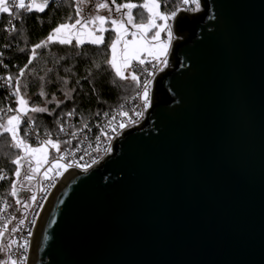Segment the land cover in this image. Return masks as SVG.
<instances>
[{
  "label": "water",
  "instance_id": "95a60500",
  "mask_svg": "<svg viewBox=\"0 0 264 264\" xmlns=\"http://www.w3.org/2000/svg\"><path fill=\"white\" fill-rule=\"evenodd\" d=\"M201 4L144 124L49 197L28 264H264V0Z\"/></svg>",
  "mask_w": 264,
  "mask_h": 264
},
{
  "label": "snow or ice",
  "instance_id": "6c2138e0",
  "mask_svg": "<svg viewBox=\"0 0 264 264\" xmlns=\"http://www.w3.org/2000/svg\"><path fill=\"white\" fill-rule=\"evenodd\" d=\"M90 2V0H75V12L74 15H69L67 17V21L58 23L57 26L53 27L50 33L47 35L45 39H42L40 42L34 44L31 48V55L27 61V63L19 68L18 75L13 77L12 75H6L4 77H0L2 80V85L5 88H13V91L10 93L11 96L16 98V102H18L17 108H12L11 105H8L6 111L8 113H16L13 115H8L6 123L0 122V138L7 139L4 134H10L11 141H13V147L18 150H22L24 155L21 156L19 152L15 155V158L11 160V163L16 164L17 167L14 171V175L17 178L21 177V162L23 161L26 167L23 172V180L31 182L35 179L36 175L40 172V169L45 165L50 163V167L44 172V177L47 179L49 177V173L56 172V175L59 176L61 173L58 171L59 169L67 170L68 167H82L84 171H87L91 164H95L97 161L95 158L91 160V164L80 165L78 161L75 160V151L77 149H73L71 147L72 141L68 140H60L57 138L56 140L52 139V133L45 130L43 132V137L41 138V133L39 131L38 125L36 123L35 117L30 115L29 113H48L51 115L55 112V108L49 109L47 107L48 104H55L56 108H59L61 104L64 103V99H71L72 93L76 90L75 88H66L64 91V99H58L55 94L51 95V98L48 99V93L44 90L43 83L40 86V91L38 95L40 97H44L43 105L38 106L33 105L31 108L28 107L29 100L25 97L27 94V83L21 82V77L26 75V69H28L29 65L33 64L34 59L37 57V49L48 48L49 44H58L61 46H70L72 49L81 48L86 42L96 46L97 49L101 45H104V32L108 31L104 25L110 20V24L112 25V31L115 32V38H110V42L107 45V49L110 50L111 55L109 58L104 60V64L108 66L114 72V77L112 83H116V78L121 81L130 80L132 84L135 85L137 89H140L136 92L135 98H140L143 101V108L146 110L151 103L150 94H149V85L152 83L151 79H144L141 81L140 75L146 74L147 77L154 76V70L159 66L166 67L168 65V55L170 53V48L172 41L175 37V33L173 31L174 25L176 23L177 17L181 12H197L201 9V0H143V3L139 5L132 2L125 3H116V0H111V7L107 0H96L95 10L97 14L95 15H82L83 8L81 5H86ZM54 0H0V14H7L9 17L7 20V24L11 25L10 28H5L4 31L15 38L13 34L18 33V29L16 26V21H23L25 15L33 14V13H45L46 10H51L50 5H53ZM171 3V7H169ZM163 4V10H161ZM139 7L142 11L133 15L132 10ZM107 9L109 12V16L106 17L104 15H100L99 11ZM127 11H124V10ZM144 10H146V17L144 14ZM115 12L119 14L118 18H112L111 14ZM137 16L139 17V22H136ZM39 19V17H38ZM71 21V22H69ZM158 21H162V23H158ZM125 25H131L136 31L129 33L128 28ZM79 26V27H78ZM90 26H95L91 28ZM96 32H99L100 35H96ZM152 33L151 36L148 33ZM161 33L165 34V39H161ZM132 36V40L129 41L125 39L128 35ZM75 41V43H73ZM118 45H122L118 51ZM5 48L9 47L8 44L4 45ZM21 52H24L25 49L21 48ZM75 56L86 55L87 50L84 52H73ZM4 53L0 51V57H2ZM54 56V63L59 64L60 61L67 60L68 55ZM142 56L144 58H142ZM133 61L137 63L133 65ZM155 61V63H153ZM3 61L0 60V64ZM150 64L151 70L149 67L145 65ZM7 68V65H4ZM94 67L96 70L101 69L100 63H95ZM131 69L128 76L125 75V71ZM162 71L163 68L161 67ZM35 72V68L32 69ZM48 72H51L52 69H47ZM64 71L71 72V68H64ZM92 71H89L88 76H92ZM40 81H45L44 76L37 77ZM58 79L62 81L64 86H67L69 80L65 77L58 76ZM87 79V77H85ZM14 81V83H13ZM51 83V81H47ZM79 84V80L76 81ZM24 88L25 91L21 94V88ZM95 91V89H93ZM123 105L120 106L123 109ZM5 111L4 108H0V112ZM75 109H72L69 112L61 113V117L67 116L71 117L75 114ZM133 113L136 116H142L143 112L135 111L133 109ZM99 115V113H97ZM104 116H109L108 112L103 113ZM119 116L128 117L129 112L127 111H119ZM23 117V119H22ZM116 115L111 116V119L108 121L107 126H111L114 121H116ZM24 124L23 136H20V125ZM56 124L58 125L57 137H59V133H65V135H71L72 137L76 136V132L68 133L64 123L60 118H57ZM106 126V127H107ZM84 128H87L88 125L84 124ZM117 127L119 129H123L126 127L124 122H120ZM112 131H116V127L112 128ZM102 134L107 137V133L104 130H101ZM35 138L32 143L30 140ZM97 148L96 151H99V142L100 136L96 137ZM65 144L69 147L61 150L60 145ZM35 145V146H33ZM50 145L52 148L56 150L59 155H53L51 158V162H49V153L47 147ZM104 151L110 152V147H105ZM86 154L87 150H86ZM73 157V159L68 160L67 163H62L65 161L67 157ZM80 160H83L84 157L80 156ZM33 161L35 163H33ZM3 175H0V179H4ZM54 186V185H53ZM30 192L31 188H25L24 184L21 183L20 188H17L16 183L13 182L11 184V192L10 195L15 197L17 196L19 191ZM25 199L30 200L32 202L37 201V197L35 195H31L26 197ZM6 207H11L7 201H4ZM17 204L21 203L20 200L16 201ZM39 207L42 208L43 204H39ZM39 213H37L38 215ZM2 219V217H0ZM34 226L36 220L33 219L31 221ZM24 220H19V225H23ZM8 231V222H5L0 229V253L6 257L5 259H0V264H17V259H14L15 253L11 252L12 246L17 243L15 239L8 240L5 242L2 238L5 235V232ZM12 232L18 231V227H13L11 229ZM31 231L28 232V236H31ZM29 241L27 238L24 239V242L18 246V250H23L24 253L27 252ZM21 264H24L27 257L26 255L21 254L18 258Z\"/></svg>",
  "mask_w": 264,
  "mask_h": 264
},
{
  "label": "trees",
  "instance_id": "16d2710c",
  "mask_svg": "<svg viewBox=\"0 0 264 264\" xmlns=\"http://www.w3.org/2000/svg\"><path fill=\"white\" fill-rule=\"evenodd\" d=\"M118 2H135L137 4L143 3V0H118ZM171 7V3L169 5ZM51 10H46L45 13H33L25 15L23 21H17L16 26L18 33L13 36H8L3 29V25L7 21L6 16H0V51L4 53L0 60L3 61L0 64V77L6 75H12L16 77L19 72V68L23 67L30 55L31 48L34 44L45 39L50 33L51 29L57 26L58 23L67 21L69 15H74L75 4L73 0H63L61 2H54L50 5ZM39 17V19H38ZM139 22V17L136 18ZM71 22V21H69ZM8 44L9 47L5 48L4 45ZM24 48L25 51L21 52L20 49ZM33 61L32 65H29L26 69V75L21 77V82L27 83V94L34 98L29 102V106L40 105L41 97L38 95L41 84L43 83L48 95L55 94L61 96V88L63 83L58 79V76L65 77L69 80L68 88H75L73 99L64 103L59 108H55V112L51 115L38 113L34 115L39 131L43 136L45 130L52 133V136L57 137L58 125L56 124L57 118H60L62 122L67 126L71 132L80 130L84 124H91L98 120L103 113L114 109L125 100L131 98L136 93V87L134 84H127L118 78L116 83L113 84L112 80L114 73L104 64V60L110 57L109 50L106 48L95 49L90 47L73 50L70 47L54 45L53 47L41 48ZM87 50L86 55L75 56L72 53L79 51L84 52ZM68 55L67 60L60 61L59 64L54 63V56ZM95 63L101 64V69L96 70ZM7 65V68L4 67ZM71 68V72H65L64 68ZM35 68V72L32 69ZM51 68L52 71L48 72L47 69ZM89 71H92V76H88ZM44 76L45 81H40L37 77ZM87 77V79H85ZM79 80V84L76 81ZM47 81H51L48 83ZM0 80V85H2ZM14 83V81H13ZM95 89V91H93ZM25 89L21 88V94ZM26 98V97H25ZM14 101L16 98L14 97ZM8 103V91L5 87L0 86V108H4L5 111L0 112V122L6 123L9 114L6 113ZM75 109V114L71 117L63 116L61 113H66ZM99 113V115H97ZM24 124L20 125V136H23ZM7 139L0 138V175H7L8 179H0V197H11V184L17 183L18 178L14 175V171L17 167L16 164L11 163V160L15 158L17 152L21 154L22 150L15 149L13 141H11L10 134H4ZM63 133H59V139L64 140ZM34 139L30 140L32 143ZM35 146V145H33ZM34 179L32 180V186L34 190ZM19 207L14 205V212H18ZM3 256L0 253V257Z\"/></svg>",
  "mask_w": 264,
  "mask_h": 264
},
{
  "label": "built area",
  "instance_id": "2783aa9c",
  "mask_svg": "<svg viewBox=\"0 0 264 264\" xmlns=\"http://www.w3.org/2000/svg\"><path fill=\"white\" fill-rule=\"evenodd\" d=\"M26 2H27V0H26ZM162 7H163V4H162ZM201 12H203L202 4H201V9L197 12H181V13L196 15V14H199ZM0 16H6L7 20L9 18L6 14H0ZM10 27H11V25H8L7 21L3 25V29L10 28ZM173 31H174V28H173ZM174 33H175V31H174ZM8 36H10V35H8ZM178 40H180V38H178L175 35V37L172 41V44H171L170 53L168 55V65L166 67H163L162 65L159 66L157 69L154 70V76H152V77H147L146 74L137 73L138 75H140L141 81H143L146 78L152 80V83L149 85V94H150L151 103H150V106L146 110L143 108L142 99H140L138 97L133 99V97H136V93H135L131 98L125 100L124 102L119 104L114 109L107 111L109 113V116L101 115V117L98 120H96L94 123L87 124L88 125L87 128L82 127L80 130L76 131L75 137H72L71 135H65V133H63V135L65 136L64 140L71 139V141H72L71 147L73 149L78 148V150L75 151V160L78 161V163L80 165L91 164V160L93 158H95L97 161L95 164H91V167H89L87 171H84L82 167H74V166L68 167L67 170L59 169L58 171H60L61 174L59 176H57L55 171L52 173H49V180L45 179L44 172L48 169V167H50V163L45 164L40 169V172L36 175L34 182H33L34 190L32 191V195H35L37 197L36 202L30 201L28 203V201L26 202L25 199L23 201L22 199H20V197H18V194H17V196L14 197V199L11 197H4V196L0 197V217H2V219H0V229H2V226L5 222H8V231L5 232V235L2 239L5 242H7L8 240H11V239H15L17 241V243L14 244L12 246V249H11V252L15 253L13 258L17 259V264H21V262L18 258L21 256L22 253H23V255H26V257H27L24 264H28L29 251L31 249V242L33 239V235H34L39 217H40L49 197L51 196V194L53 193L55 188L61 183V181L63 180L65 175L68 172H70L71 170H77L81 173H88L90 170H92L93 168L100 165L103 161H105L109 156H111L113 154L112 153V147H113V143L116 140L120 139L130 129L141 127L144 124L145 120L148 117V112L152 106L154 81L162 72H164L168 68L170 55L172 53V50H173L175 43ZM136 63L137 62L134 61L133 65H135ZM153 63H155V61ZM145 66L149 67L151 70V65H145ZM161 67L163 68L162 71L160 70ZM6 90L8 91V103H7V105H11V107L14 109L17 108V102L14 101V96L10 95V93L13 91V88H6ZM139 90L140 89H136V92ZM121 105L124 106L123 109L120 108ZM133 109H135V111H138V112L142 111L143 115L142 116L134 115ZM119 111H127V112H129V116L128 117L119 116L118 115ZM6 113L9 115L16 114V113H8L7 111H6ZM113 115H116V117H117L116 121H114L111 126H107L108 121L111 119V116H113ZM22 119H23V117H22ZM120 122H124L126 124V127L123 129H119L117 127V125ZM64 126H65L67 132L71 133V131L67 128V126L65 124H64ZM113 127H116L115 132L112 131ZM102 129L104 130V132L107 133V137L102 134V132H101ZM97 136H100L99 151L95 150L97 148V141H96ZM41 138H44V137L41 135ZM57 138L58 137L52 136L53 140H56ZM33 139H35V138L33 137ZM46 147H47V150L49 153V162H51L52 156L53 155H59V153H57L56 150L54 148H52L50 145H48ZM67 147H69V146L65 145V144L60 145L61 150L65 149ZM105 147H110L111 151L106 153L104 151ZM86 150H87V153H89V154H86ZM80 156H83L84 159L80 160L79 159ZM71 159H73V157L69 156L66 158L65 161H62V163H67L68 160H71ZM3 176L5 177L4 178L5 180L8 179L7 175L4 174ZM17 200H20L21 203L17 204L16 203ZM4 201H7L8 204L11 205V207H6ZM15 203L19 207V211L16 213L14 212ZM25 203H28L27 208H24ZM41 203L43 204L42 208L39 207V204H41ZM37 213H39V214L37 215ZM21 219L24 220L23 225H19V220H21ZM33 219L36 220V223L34 226L31 223V221ZM13 227H18V231L12 232L11 229ZM29 231H31V233H32L31 236H28ZM25 238H27L29 241L26 253H24L23 250H18V246L24 242ZM2 257H4V255Z\"/></svg>",
  "mask_w": 264,
  "mask_h": 264
},
{
  "label": "flooded vegetation",
  "instance_id": "af4514ba",
  "mask_svg": "<svg viewBox=\"0 0 264 264\" xmlns=\"http://www.w3.org/2000/svg\"><path fill=\"white\" fill-rule=\"evenodd\" d=\"M57 1L61 2V1H63V0H54V2H57ZM73 2H74V4H75V0H73ZM107 2L110 4L111 7H114L113 5H111V0H107ZM95 3H96V0H90V2H89L88 4H86V5H81V7L83 8L82 15H95V14H97V12H96V10H95ZM116 3L119 4L120 2H118V0H116ZM121 3H125V2H121ZM132 3H135V2H132ZM136 4H137V3H136ZM138 5H139V4H138ZM75 6H76V4H75ZM161 10H163V7H162ZM124 11H125V10H124ZM140 11H142V10H141L139 7H137L136 9H133V10H132L134 16L136 15V13H138V12H140ZM99 14H100V15H104V16H106V17H108V16L110 15L107 9L100 10V11H99ZM144 14H145V17H146V15H147L146 10H144ZM111 16H112L113 18H116V17L119 16V14L113 12V13L111 14ZM136 22H137V20H136ZM158 23H162V21H158ZM125 26L128 28L129 33L133 32V31H136V29H134L131 25H125ZM78 27H79V26H78ZM94 27H95V26H90V30H91V28H94ZM104 27H105L106 29H109V30L104 32L103 35H104L105 43H104V45H101V46L99 47V49L106 48L107 45H108V43L110 42V38H113V39L115 38V32L111 30V29H112V25L110 24V20L104 25ZM151 34H152L151 32L148 33L149 36H151ZM96 35H100V33H99V32H96ZM165 38H166V37H165V34H164V33H161V39H165ZM125 39L131 41V40H132V36L129 34L128 36L125 37ZM73 43H75V41H73ZM58 46H61V45H58ZM66 47H70V46H66ZM85 47H90V48H95V49H97L96 46H93V45H91V44H89V43H87V42H86L81 48H85ZM120 47H122V45H118V51H119ZM81 48H77V49H73V50H78V49H81ZM71 49H72V48H71ZM108 50H109V49H108ZM109 53H110V55H111L110 50H109ZM142 58H144V57L142 56ZM133 62H134V61H133ZM133 62H132V63H133ZM153 62H154V61H153ZM146 65H147V63H146ZM33 163H35V162L33 161ZM25 167H26V165H25L24 163L21 164V177L18 178V182L16 183L17 188H20L21 183L24 184L25 188H31V191H30V192H26V191H23V190L18 192V197H20V199H22L23 201H24V199H25L26 197L31 196V195H32V191H33L32 181H31V182H28V181H24V180H23V172H24V168H25ZM25 201L27 202V201H29V200L25 199Z\"/></svg>",
  "mask_w": 264,
  "mask_h": 264
},
{
  "label": "rangeland",
  "instance_id": "374dc122",
  "mask_svg": "<svg viewBox=\"0 0 264 264\" xmlns=\"http://www.w3.org/2000/svg\"><path fill=\"white\" fill-rule=\"evenodd\" d=\"M125 11H127V10L125 9ZM118 17H119V16H118ZM118 17H116V18H118ZM112 18H113V17H112ZM54 45H58V44H49V46H48L47 49L53 47ZM39 51H40V50H38L37 53H38ZM37 57H38V54H37ZM110 70H111V69H110ZM111 71H112V70H111ZM130 71H131V69L125 71V75L128 76L129 73H130ZM112 72H113V71H112ZM113 73H114V72H113ZM123 82L132 85V83H131L130 80L123 81ZM66 88H68V87L63 85V88H61L62 95H61V96H57V95H56L58 99H64V91L66 90ZM44 90H45V88H44ZM39 91H40V89H39ZM39 91H38V93H39ZM45 91H46V90H45ZM46 92H47V91H46ZM47 93H48V92H47ZM73 94H74V92L72 93V98H71V99H64V103H66V102L72 100V99H73ZM33 98H34V96H32V97H30L29 95L26 96V99H28L29 102H30ZM47 98L50 99L51 96L48 95ZM44 99H45L44 97H41V101H42V102H41V104L38 105V106H44V105H43V100H44ZM64 103H63V104H64ZM63 104H61L60 106H62ZM47 107L51 110V109H53V107H56V106H55V104L53 103V104H48ZM37 114H38V113H35L34 115H37ZM43 114H45V113H43ZM46 114H48V113H46ZM13 143H14V142H13ZM14 148H15V147H14ZM15 149H16V148H15ZM19 154H20V153H19ZM20 155H21V156L24 155L23 151H21V154H20ZM23 163H24V162L22 161L21 164H23ZM32 187H33V186H32ZM29 202H30V200L28 201V203H29ZM28 203H25V204H24V208H27V207H28ZM5 258H6V257H3L2 259H5Z\"/></svg>",
  "mask_w": 264,
  "mask_h": 264
}]
</instances>
